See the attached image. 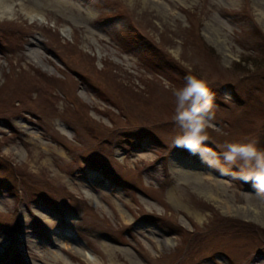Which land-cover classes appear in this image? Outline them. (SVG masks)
<instances>
[{
  "label": "rangeland",
  "instance_id": "1",
  "mask_svg": "<svg viewBox=\"0 0 264 264\" xmlns=\"http://www.w3.org/2000/svg\"><path fill=\"white\" fill-rule=\"evenodd\" d=\"M260 2L7 1L0 264H264V183L173 146L191 75L213 99L204 159L264 150Z\"/></svg>",
  "mask_w": 264,
  "mask_h": 264
},
{
  "label": "clouds",
  "instance_id": "2",
  "mask_svg": "<svg viewBox=\"0 0 264 264\" xmlns=\"http://www.w3.org/2000/svg\"><path fill=\"white\" fill-rule=\"evenodd\" d=\"M186 83L182 88L174 92L176 98L175 122L182 130L173 146L183 148L192 155L201 156L203 162L210 167H216L222 173L225 171L224 165L236 167L240 171L248 169L242 178L252 181L254 186L257 183H264V150L258 149L252 143H229L225 145L222 152L223 164L219 157L216 163L204 159L201 148L208 140L206 130L213 127L211 121L214 119L212 94L207 84L194 76L185 77ZM210 151V150H209Z\"/></svg>",
  "mask_w": 264,
  "mask_h": 264
},
{
  "label": "bare ground",
  "instance_id": "3",
  "mask_svg": "<svg viewBox=\"0 0 264 264\" xmlns=\"http://www.w3.org/2000/svg\"><path fill=\"white\" fill-rule=\"evenodd\" d=\"M7 1H8V0H0V9H3L5 6H7ZM5 3H6V4H5ZM263 3H264V0H261V2H260V6H261V4H263ZM27 9H28L29 11H33V10H34L33 7H27ZM259 10H260V12H261V15L264 16V10H262V9H259ZM52 141H53V140H52ZM263 210H264V207H263ZM253 211H254L256 214H258L259 216L263 213V212H260V210H259L257 207H254V208H253ZM263 215H264V214H263ZM75 252H76L78 255L86 256V254L83 253L82 250H75Z\"/></svg>",
  "mask_w": 264,
  "mask_h": 264
}]
</instances>
